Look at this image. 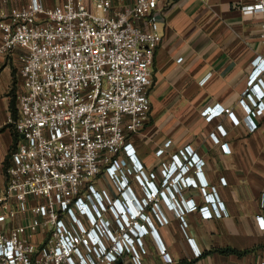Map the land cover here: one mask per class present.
<instances>
[{"label": "built area", "instance_id": "1", "mask_svg": "<svg viewBox=\"0 0 264 264\" xmlns=\"http://www.w3.org/2000/svg\"><path fill=\"white\" fill-rule=\"evenodd\" d=\"M159 2L136 0L115 9L114 0H64L48 9L41 0H30L0 9V55L20 52L24 89L18 116L11 120L21 141L7 170L0 264H143V238L157 236L155 224L169 223L160 200L176 213L184 231L189 213L205 220L227 216L217 189L203 177L206 162L192 147L163 165L157 184V175L145 172L130 142L151 111L152 68L162 42L156 30ZM242 10L264 16V0ZM263 77L264 59L251 75L255 86L241 101L250 131L258 129L255 118L264 114ZM224 113L240 124L230 109L218 105L203 115L212 121ZM223 151L230 149L223 145ZM101 176L111 183V196L97 188ZM133 181L143 191L141 200ZM199 184L204 205L181 195ZM20 215L30 219L28 225L7 229ZM257 221L264 229L263 218ZM37 233L43 238L33 242Z\"/></svg>", "mask_w": 264, "mask_h": 264}, {"label": "crops", "instance_id": "2", "mask_svg": "<svg viewBox=\"0 0 264 264\" xmlns=\"http://www.w3.org/2000/svg\"><path fill=\"white\" fill-rule=\"evenodd\" d=\"M52 9L64 0H41ZM255 0H160L156 30L162 42L155 52L151 111L145 127L130 138L136 157L146 173L161 182L164 164L186 147L206 162L204 179L215 187L227 216L203 219L198 212L186 215L184 231L166 201L159 205L169 218L167 225H156L157 236L143 238L146 253L143 264H264V114L255 118L258 129L246 125L247 109L241 102L251 86V75L264 59L261 37L264 16L246 15L242 8ZM30 0H0V9L27 5ZM89 2V1H87ZM136 0H114L115 9ZM147 28L145 22L140 23ZM20 52L0 55V213L9 183L11 155L21 137L11 120L18 116V97L23 93L20 78ZM264 78V77H263ZM261 86V83H258ZM225 107L240 120L236 125L228 114L207 121L209 107ZM216 135V138L212 136ZM171 141L168 146L167 142ZM227 145L230 151H223ZM159 150L164 152L160 155ZM191 177L198 180L192 172ZM222 179L226 182L222 183ZM99 183V184H98ZM99 191L113 194L108 179L98 180ZM137 199L144 195L133 181ZM176 194L175 190H172ZM181 195L204 205L201 185L189 186ZM167 199L171 196L167 193ZM179 196V195H178ZM149 212V210H148ZM149 214V213H148ZM29 218L18 216L7 229L28 225ZM28 236L29 233H24ZM43 236L37 233L33 242ZM166 249L172 263L162 253ZM118 264H123L120 261Z\"/></svg>", "mask_w": 264, "mask_h": 264}, {"label": "rangeland", "instance_id": "3", "mask_svg": "<svg viewBox=\"0 0 264 264\" xmlns=\"http://www.w3.org/2000/svg\"><path fill=\"white\" fill-rule=\"evenodd\" d=\"M100 178H102V176H101ZM100 178H99L98 180H100ZM98 184H99V183H98ZM97 187H99V185H97ZM149 215H151L150 210H149Z\"/></svg>", "mask_w": 264, "mask_h": 264}]
</instances>
